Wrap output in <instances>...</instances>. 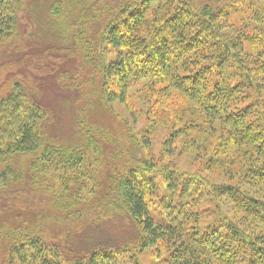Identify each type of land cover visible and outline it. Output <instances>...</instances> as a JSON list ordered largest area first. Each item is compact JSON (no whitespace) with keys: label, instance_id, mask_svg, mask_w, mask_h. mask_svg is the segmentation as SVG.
Returning <instances> with one entry per match:
<instances>
[{"label":"trees","instance_id":"obj_1","mask_svg":"<svg viewBox=\"0 0 264 264\" xmlns=\"http://www.w3.org/2000/svg\"><path fill=\"white\" fill-rule=\"evenodd\" d=\"M167 1L179 9L156 15L151 11ZM243 1L0 0V47L13 44L17 55L10 59L18 65L27 67L33 60L39 67L51 66L48 74L58 95L56 103L43 102L49 86L42 76L35 75L32 86L24 78L10 83L9 77L6 92L0 85V212L21 197L34 202L43 198L44 181L51 176L67 182L68 195L52 204L64 211L66 228L57 236L46 234L43 227H1L0 249H8V264L135 263L139 254L165 241L176 247L171 264H264V196L238 183L218 188L231 206L220 205L212 230L202 236L189 228L198 218L178 203L166 204L162 198L168 216L158 220L151 208L162 185L143 135L127 129L115 139L91 125L86 113L90 99L104 105L125 101L128 82L148 79L149 85L165 83L193 99L205 97L203 105L210 111L223 106L222 98L243 93L257 105L239 114H264V109L252 112L264 98V67L240 66L247 36L232 38L221 30V19ZM111 47L118 51L114 58L108 57ZM193 51L215 62L181 75L178 62ZM68 58L76 60L73 66L63 64ZM231 64L237 65L236 72H226ZM213 77L219 82L204 96ZM228 116L234 142L251 143L258 153L264 152V122L260 132L253 133L251 128L240 129L241 116ZM240 155L236 152L234 161ZM250 172L264 181V166L250 165L245 176ZM80 178H89L83 187L90 182L99 202L73 198L70 185L77 187ZM179 179L164 175L171 199L178 196L193 203L203 188ZM48 221L51 224L53 217Z\"/></svg>","mask_w":264,"mask_h":264},{"label":"rangeland","instance_id":"obj_2","mask_svg":"<svg viewBox=\"0 0 264 264\" xmlns=\"http://www.w3.org/2000/svg\"><path fill=\"white\" fill-rule=\"evenodd\" d=\"M235 6L230 9L226 17L221 19V30L232 38H237L239 34L247 36L248 39L243 44V60H241L240 66L253 64V66L264 67V1L245 0ZM5 8L8 10V7ZM173 8L177 10L179 6L174 7L169 1L166 5L159 2L154 5L151 11H155L156 15L159 11H171ZM151 15L147 13L145 16L152 19ZM9 44L7 42L0 47V85L2 83L4 85L1 91L6 92L10 83L20 78V80L24 78L27 80L25 82H29L32 86L37 83L35 75L42 76L49 86L42 94V99L43 102L51 105L58 96L54 77L48 74L52 70L51 66H41V68L35 65L33 60L31 61L33 64L27 65V67L24 64L18 65L15 59L14 61L10 59L12 55H17V49L13 50V44ZM107 50L109 58H114L118 54L117 48L111 47ZM198 54L193 51L185 57L182 63L178 62L181 75L215 62L214 57L212 59ZM72 59L68 58L63 64L67 63L68 66H73L76 60ZM234 66L237 65L227 66L226 72H236ZM16 73L19 74L18 77H16ZM9 77L10 83L6 84ZM87 78L88 75L85 73L84 84ZM218 82L217 77L207 81L204 96L214 91ZM126 92L125 101L115 99L105 105L98 99H90L89 105L85 103L88 106L86 113L91 125L94 124L98 130L106 131L108 136L112 135L115 139L120 140L126 130L130 129L132 133H141L144 137H140L141 140L147 141L146 153L149 159L154 162L155 172L162 185L160 197L155 199V204L151 208L156 219L163 221L168 216L162 198L166 204L168 202L178 203L180 208L189 210V214L198 218V222L193 221L189 228L191 232H202L200 233L202 236L212 230L210 228L214 224L220 205L231 206L226 198H222L218 194V188L238 183L251 194H255L257 197L264 196V181L255 179L251 172L245 176L246 169L250 165L260 168L264 166V152H259V155L257 152L259 148L256 149L255 145L251 143L248 145L235 143V131L230 128L228 122L230 114L235 117L241 116L240 129L242 127L244 130L251 128L253 133L260 132L259 128L262 126V121L264 122V114H239L243 108L253 105L254 108L256 107L257 104H254L250 97L241 93L232 98H222L223 106H220L218 111H214V109L210 111L207 106L203 105L205 97L193 99L183 90L172 88L165 83L152 82L149 85L148 79L128 82ZM263 99L258 105L259 108H253L252 112L264 109ZM229 106L230 114L225 113L227 110L224 111ZM259 122L260 125H257ZM259 134L256 136L259 137ZM258 140L259 138H257V146L262 144V141ZM236 152L241 154V158L234 161ZM167 173L181 176L184 180L199 185L200 190L203 188V191L195 197L191 204L184 199L179 200L178 196L171 199V193L164 181V175ZM183 179H179V181L182 182ZM78 180L76 181L77 187L70 185L71 193H75L73 198L87 203L99 202V196L91 193L93 186L90 182L86 187H83L89 178ZM47 181H44L43 185V198L34 202L35 199L28 201V197H21L14 205L0 212V229L3 226L43 227L46 228V234L57 236L66 228L63 219L64 211L54 210L52 204L56 205L63 201V197H68L64 192L67 182L64 183L57 175L47 178ZM54 197L55 199H53ZM52 210L56 211V214L52 213ZM172 212L175 216L174 211ZM48 217H53L51 224H49ZM175 248L174 242H160L157 247L139 254L135 263L128 264H171ZM7 256L8 249L1 248L0 264H8Z\"/></svg>","mask_w":264,"mask_h":264}]
</instances>
